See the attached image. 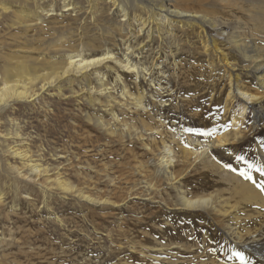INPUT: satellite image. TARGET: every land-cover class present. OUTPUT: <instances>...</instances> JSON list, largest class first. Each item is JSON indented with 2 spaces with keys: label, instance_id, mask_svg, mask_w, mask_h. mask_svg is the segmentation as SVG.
<instances>
[{
  "label": "rangeland",
  "instance_id": "rangeland-1",
  "mask_svg": "<svg viewBox=\"0 0 264 264\" xmlns=\"http://www.w3.org/2000/svg\"><path fill=\"white\" fill-rule=\"evenodd\" d=\"M23 1L0 0L3 54L12 51L22 59L27 50L40 55L59 50V43L51 42L63 34L70 40L67 32L53 23L46 26L50 30L42 31L35 27H12L13 10L38 12L32 0ZM40 1V7L49 4L48 0ZM60 1L55 6L58 13H53L56 17L63 12ZM73 1L86 10V0ZM95 3L104 13L98 21L102 23L97 22L96 30L83 32L86 41H80L83 47L79 50L113 49V42L105 35L112 23L101 0ZM145 4L142 3L144 7L132 4L128 11L141 20L156 15L159 29L152 26L151 40L139 33L138 47L131 59L142 63L144 68L156 62L155 67L152 65L154 70L151 69L154 84H148L147 80L151 70L144 72L145 80L141 77L138 81L141 86L135 80L129 81L126 97L111 90L112 97H99V105L90 107L85 103L88 84L70 76L46 91L38 87L33 99L14 100L0 111V264H240L230 248L233 239L227 232L230 223L217 217L212 212L213 206L183 207L182 197L186 194L188 199H195L219 191L216 172L202 168L201 153L212 141V131L221 135L229 134L230 130L240 134L223 148H211L213 156L209 160H220L239 178H243L239 172L247 171L248 164L261 166L255 150L264 133L262 130L257 135L252 133L251 103L242 123L233 126L231 118L235 112L240 114V107L237 99L234 105L228 101L234 97L230 87L238 75L247 83L252 81L246 73L233 70L230 84V70L225 63L233 53L227 46L219 45L224 54H215L212 44L204 51L206 40L211 43L209 38L214 36L210 29L205 38L198 23L186 24L163 14L149 13L151 9ZM70 15L68 19L72 21L78 16L75 12ZM116 19L121 21L120 15ZM115 33L114 42L120 44L121 37ZM98 36L107 40H99ZM95 37L99 41L90 43ZM117 48L126 53L122 46ZM140 48L143 50L139 51ZM1 59L0 69L4 63ZM158 83L169 85L161 87ZM89 85L98 87L93 80ZM140 89L146 99L142 115L135 111L131 100ZM107 102L118 122L105 115ZM94 117L110 122L109 128L95 126ZM16 149L26 152L41 168L44 164L47 174H35L19 158L12 157ZM168 149L173 151V163L166 166L160 160L167 157ZM234 160L238 163L236 167ZM242 236L248 239L245 232ZM244 257L248 264V255Z\"/></svg>",
  "mask_w": 264,
  "mask_h": 264
},
{
  "label": "bare ground",
  "instance_id": "bare-ground-1",
  "mask_svg": "<svg viewBox=\"0 0 264 264\" xmlns=\"http://www.w3.org/2000/svg\"><path fill=\"white\" fill-rule=\"evenodd\" d=\"M48 1L49 4H46L47 7L46 6L40 7L39 6L41 2L40 0H32L33 5H35V9H37L38 11L37 13L35 12L29 14L28 13L29 11L25 13L24 11L20 12L18 10L17 11L13 10L12 11L13 15L11 17L13 23L11 26L12 27L15 26L18 28L24 27L25 29L35 27L37 28V30L42 31L46 28V26H48L49 23H53L55 26L60 27L61 30H65L64 33L67 32V35L69 36L70 40H67L68 38H66L65 35L63 34L59 37L58 40H56L57 42L56 41L51 42L56 44L59 43L57 45L58 46L57 49L59 50L55 52L48 51L49 53L44 52L45 54H41V55L38 53L32 54L30 53L31 51L27 50L28 51L27 52L25 50L26 52H23L25 53L24 54L25 56L20 57L22 59H18L17 57H15L14 56L15 53L14 54L11 53L12 51L5 54H3L0 51L2 53V55L0 56L2 57L1 60H3L4 62L0 69V111L4 110V108H6V106L14 100H18V101L28 100L34 97L36 94H38L37 93L38 90L36 88L39 87L41 91L44 89L46 91L47 88L50 87L52 88L54 86H57V84L61 80H64L70 76L77 77V79L81 78V80H83L82 81L83 83L85 82L86 84H88L86 87L87 101L85 103H87L88 106L90 107H94L96 104L99 105L100 103L99 97H104V98L106 96L107 98L112 97L110 93L111 90L112 92L113 91L115 92V90H117L118 93L120 94L119 97L122 98L126 97L129 92L127 90V87H129L130 80H135V82H137L138 85L141 86V84H139L138 82L139 79L142 77V79L145 80L144 72H149L153 66L155 67L156 62L154 61L152 62L150 60L153 66L151 65L149 66V68L148 66L144 68V65L142 63H139L138 60H137L138 62H134V60L131 59V57L134 55V52L136 51L135 47H138L136 43V37L139 35V33H144L146 38L149 39L150 36L153 34L152 26L153 25L155 27L157 26V28L159 29L157 24L158 20L156 15L153 16L149 15L147 16L148 18L141 20L140 17H136L130 14L128 10H130L132 4L138 3L140 6L144 7L142 3H146L147 5L146 4L145 5L151 9L149 10V13H157L159 15L163 14L165 15L164 16L165 18H170V20L178 19L183 22L185 21L184 23L186 24L189 22L198 23L200 29H202L201 34H203L205 38H207L206 35H208L207 29H210L213 32L214 36L209 38L211 39V43L208 42V39L206 40L205 45L203 46L204 51L207 52V48H208L207 46H209L210 44H212V48L215 54H218V52L220 53L222 52L221 48H219V45H221V47H225V46L228 47V49L233 53L230 59L229 58L226 59V63H225L228 70H230V84H232L231 77L233 74V70L246 73L248 76H250L249 79L252 81L251 83L249 82L247 83L246 79L240 78L239 75L238 76L236 75L237 77L235 79V82L230 87V93H233L234 97L232 96L231 99L228 100L229 105L233 104L234 99H237L238 106L240 107L239 108L240 114L237 115L235 112V114L231 118L232 125L234 126V124L239 125L240 123H242V120L248 108V103H251V107H249V109L252 115V124L250 125V128L253 129L252 133H254L253 135H257L261 130L264 133V0H154V1L150 0L148 2L147 0H101V5L105 7L104 8L105 15L107 13V19L113 24V27H111L112 24H110L107 29L104 28L106 29L105 35L108 34L109 40L113 42L111 43L109 41L113 49L110 50L105 49L102 52L79 50V48H81L80 46H82L81 42L86 41V39L83 40V36H82L83 32L89 29L96 30L99 28L98 23H102L98 21H99V17L104 13L99 10L100 7H98L99 4L97 5L95 3L96 0H86V4H87L86 10L85 8H82L81 6L76 4L73 0H69L67 2L66 0H62L64 10L62 8L63 12H61L62 14H60L59 17H56L53 14L57 12L55 6L58 4V0H48ZM2 10L7 12V9L5 10L2 9ZM74 12L78 15L77 18L75 19L73 18L74 21L69 20L68 18L70 17L68 16L70 15V13H74ZM118 15H120L121 21H118L116 19ZM181 21H179V25ZM77 22H80L82 25L77 26L76 25ZM87 24L90 25L92 24V26H89ZM50 28L52 30V27ZM48 30L50 29L48 28ZM113 31H115L117 35L121 37L120 44L114 42L115 35L113 34ZM90 32L91 31H89V33ZM103 33L100 34L103 35ZM98 38L95 37L93 39H90V43L94 44L99 40H105V41L107 40L103 38H99L98 40ZM12 39H14V37ZM72 39L74 41H72ZM215 41L218 42L219 44H217ZM65 44L68 45L69 47L68 49L65 48L63 50V48L66 46ZM8 45H10V42ZM118 45L122 46L126 50V53H124V51L122 52L121 48L118 49L117 48ZM52 48H48V50ZM140 50H143V48H140L139 51ZM16 55H18V53H16ZM162 57L164 58L163 55ZM146 63L148 64V61ZM152 70H154V68ZM152 70L150 72V75L152 74ZM153 76L154 75L152 74L149 77V79H147L148 84L149 83L154 84L155 79L153 78ZM92 80L95 81L96 84L98 85L96 89L92 88V85L91 87L89 85ZM165 85H169V83L157 84V86H161V87H165ZM227 97H229V94L227 95ZM144 98H145L144 90L140 89V91L137 93V96L131 99L133 100L132 101L133 108H135V111L140 113V115H142L141 113L144 110H146V104H145L146 99ZM108 100L109 99H107V101ZM111 101L113 102L112 99ZM108 103L109 102H107V105H105V107H109V108L107 110L104 109V113L106 112L105 115L110 117L111 120L113 119L117 121L118 119L117 115L112 112L113 110H111V106ZM101 109L103 110L102 107ZM86 117L88 118V120H90L88 115ZM94 119L93 121L95 123V126L99 128H105V127L109 128L110 122L105 123L106 121L102 122L98 118L95 120ZM131 130L133 131V129ZM211 133L213 135L211 136L212 141L210 140L211 142L208 145V147L201 153L203 155L202 168L203 169L205 168L204 171L207 170L208 168H211L213 169L214 173L216 172L217 178L219 179L216 182V184L219 185L218 188L219 191L216 192V194L214 195L208 194V195L197 196V198L195 199H188L186 197V194H184V196L182 195L183 207H186L188 209H193V208L196 209L203 206H210V207L213 206L212 212L215 215H217V217L222 218L224 221L230 223L228 224L227 232H228V236L233 238L231 241L232 243L230 245L232 251L240 252L243 254V256L248 255V264H264V192H262L260 189L256 187L257 184H264V176L260 175L259 172L253 170L251 172L252 181H248L245 180L244 178H239V176L233 174L232 171H230L231 169L228 168L227 165H224L220 160H216L214 158L212 161L209 160L213 156L211 148H223L228 142H230L231 140L234 141L235 138H238L240 134L236 132L231 133V130L229 134H224V135L217 134L215 131H212ZM211 133H209V135ZM244 136L245 138H248L247 135ZM196 145H198V142L196 143ZM7 150H9V148ZM22 151L19 149L12 151L11 153L13 155L12 157L19 158V160H21L25 164V167L31 169V171H34V173L36 172L38 174H45V175L47 174L48 172L47 169L43 168L44 164L41 168V166L35 164V162L31 159L30 156H28L26 152H22ZM166 153H167V157H163L162 160L160 161H162V164L168 166L173 163V156H172L173 151L168 149L166 150ZM255 155L259 158V160H261V166L260 165L259 166L261 168H264V134H263V138L258 139V143L256 144ZM234 161H235L234 166L236 167L238 163L236 160ZM53 182L55 183L54 180ZM68 183L69 182H67V184ZM68 185H70V183ZM215 187L217 188V186ZM67 188L72 189V186H68ZM71 192L72 191L70 190V193ZM15 209L16 208H14V210ZM242 232H245L248 235V239H245L243 237L244 235L242 236ZM4 258L6 257H3V259Z\"/></svg>",
  "mask_w": 264,
  "mask_h": 264
},
{
  "label": "snow or ice",
  "instance_id": "snow-or-ice-1",
  "mask_svg": "<svg viewBox=\"0 0 264 264\" xmlns=\"http://www.w3.org/2000/svg\"><path fill=\"white\" fill-rule=\"evenodd\" d=\"M237 159H241V158L238 157ZM247 168H248L247 171H240L239 172V175L242 176L245 180L252 181L251 172L253 170L259 172L260 175L264 176V168H261L257 165H253V164H248ZM256 187L258 189H260L262 192H264V184H257ZM233 255L237 258V260L240 262V264H246L245 257L243 256L242 253L234 252Z\"/></svg>",
  "mask_w": 264,
  "mask_h": 264
}]
</instances>
